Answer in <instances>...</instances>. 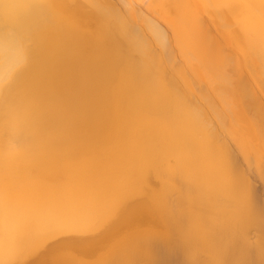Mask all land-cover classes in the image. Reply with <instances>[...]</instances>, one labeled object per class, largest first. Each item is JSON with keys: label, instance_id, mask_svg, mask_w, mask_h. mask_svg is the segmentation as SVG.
Listing matches in <instances>:
<instances>
[{"label": "bare ground", "instance_id": "bare-ground-1", "mask_svg": "<svg viewBox=\"0 0 264 264\" xmlns=\"http://www.w3.org/2000/svg\"><path fill=\"white\" fill-rule=\"evenodd\" d=\"M260 194L264 0H0V264H264Z\"/></svg>", "mask_w": 264, "mask_h": 264}, {"label": "rangeland", "instance_id": "rangeland-1", "mask_svg": "<svg viewBox=\"0 0 264 264\" xmlns=\"http://www.w3.org/2000/svg\"><path fill=\"white\" fill-rule=\"evenodd\" d=\"M256 183L259 184V182L257 181ZM260 195H261L262 200H264V194H260ZM14 259L16 260L17 258H14ZM5 264H10V260L8 259V261ZM13 264H16V263H13Z\"/></svg>", "mask_w": 264, "mask_h": 264}]
</instances>
